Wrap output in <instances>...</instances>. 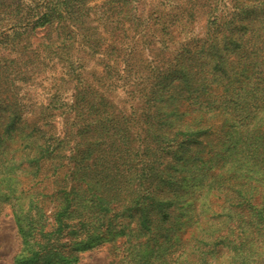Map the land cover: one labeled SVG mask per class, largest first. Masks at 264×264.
I'll list each match as a JSON object with an SVG mask.
<instances>
[{
	"label": "trees",
	"instance_id": "1",
	"mask_svg": "<svg viewBox=\"0 0 264 264\" xmlns=\"http://www.w3.org/2000/svg\"><path fill=\"white\" fill-rule=\"evenodd\" d=\"M69 1L28 16L23 29L62 35ZM9 6L0 2V29L15 30L22 7ZM195 11L205 14L200 35L191 33ZM134 18L115 21V44L88 51L119 64L101 72L102 90L66 40L44 45L72 66L81 135L51 141L32 134L35 123L19 145L28 150L20 167L48 154L53 170L51 180L0 196L20 235L14 264H75L112 237H124L117 264H264V0L160 3L155 16ZM4 69L0 63V79ZM4 89L0 109L9 111ZM119 89L123 108L104 95ZM183 106L209 118L183 125ZM180 199L189 201L183 218ZM133 238L153 252L140 255Z\"/></svg>",
	"mask_w": 264,
	"mask_h": 264
},
{
	"label": "rangeland",
	"instance_id": "2",
	"mask_svg": "<svg viewBox=\"0 0 264 264\" xmlns=\"http://www.w3.org/2000/svg\"><path fill=\"white\" fill-rule=\"evenodd\" d=\"M56 1L0 0V2L10 5L9 7L15 4L20 5L22 10L15 16H24L20 21L17 20L14 23L13 28L15 30L9 29V26L0 29V58H2L0 63L5 66L3 71L8 76L0 79V90L5 88V94L9 95L12 100L9 111L0 109V159L2 161L6 158L7 160V163L2 162L4 167L0 171L1 198L18 196L19 188H28L32 182L38 180L45 182V178L48 177L50 180L52 179L50 175L52 174L51 170H53V158L48 154L37 157L26 168L20 167L19 163H16L17 160H21L27 155V148L19 147V145L21 142L31 140L33 124H39L32 133L34 136L40 135V138H43V136L50 134L52 136L51 141L56 139V141L62 142L65 133L68 131L74 134L75 139L81 135L79 131L82 125L79 120L80 109L82 110L83 107L74 105L80 94L75 92L76 82L75 80L71 81V76L67 72L72 66L67 60H59L54 57L55 54L44 50V45H50L60 38L63 41L66 40L63 43L68 46L71 45L70 52L81 56L85 78L94 84L97 83L99 87L102 86V90L106 85V79H101V72L108 67H117L119 64H113V60L102 59L100 54H89L88 51L106 49L107 43L115 44L117 37L113 32H115L116 20L124 17L134 23L135 16L143 18L155 16L160 3L175 4L178 1L188 3L193 0L170 2L168 0H70L66 8L68 13L65 14L67 16L65 21L67 30L62 35L57 37L58 34L51 31L47 36L48 38L45 39L40 37L43 32H38L39 29L32 32L23 29V25L26 23L23 22L25 18L33 16L32 21L35 16H40L46 7L54 6ZM8 16H11V19H16L13 14ZM195 16H197V21L191 27V33L192 35H200L203 31L202 23L205 14L202 11H195ZM176 30L183 32L180 28ZM88 35L91 37L87 38ZM100 44L103 45L96 47ZM29 48L35 49L36 53L27 54L26 49ZM121 92L120 89L116 92L104 91V95L113 100L117 108H123L125 105L123 106L120 101L123 97ZM188 108L191 107L188 106ZM182 109L187 113L182 116L181 124L189 125L204 121L202 118L206 114H197L184 106ZM205 118L209 117L206 115ZM18 148L21 150L17 152ZM13 150L16 152L14 153ZM55 151L58 152L59 150ZM25 169L33 171L31 176H28V171ZM182 186L184 185L182 184ZM181 196L182 199L189 197L188 195ZM188 202L181 201V208H179L181 218L186 214L184 210L188 206ZM26 214L29 212L27 211L24 215ZM25 218L27 217L25 216ZM184 220L180 224L181 228L184 226ZM187 233L184 234L187 235ZM111 239L100 245L93 244L89 249L81 252L75 264H117V259L114 256V252L117 253L115 247H121L124 237H112ZM132 244L140 248V255L142 256L147 257L153 252L151 244L139 243L137 238H133ZM20 248L21 240L17 233L12 208L9 207V204H5L0 210V264H14L13 258ZM257 253L261 254L259 251ZM228 256L223 255L221 260ZM153 258H155L154 255L151 256V260Z\"/></svg>",
	"mask_w": 264,
	"mask_h": 264
}]
</instances>
